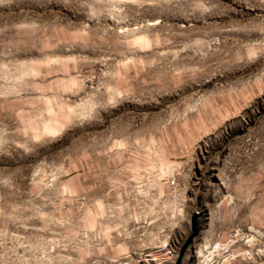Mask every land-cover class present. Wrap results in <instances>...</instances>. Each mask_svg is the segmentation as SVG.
<instances>
[{"label": "rangeland", "instance_id": "rangeland-1", "mask_svg": "<svg viewBox=\"0 0 264 264\" xmlns=\"http://www.w3.org/2000/svg\"><path fill=\"white\" fill-rule=\"evenodd\" d=\"M264 264V0H0V264Z\"/></svg>", "mask_w": 264, "mask_h": 264}, {"label": "water", "instance_id": "water-1", "mask_svg": "<svg viewBox=\"0 0 264 264\" xmlns=\"http://www.w3.org/2000/svg\"><path fill=\"white\" fill-rule=\"evenodd\" d=\"M197 234V228H196V224L195 222H193V232L191 233V235L187 238L186 242L184 243V245L182 246L181 248V253H180V256H179V259L176 261V264H180L183 257H184V254H185V250L187 249V247L190 245V243L192 242L193 238L196 236Z\"/></svg>", "mask_w": 264, "mask_h": 264}]
</instances>
